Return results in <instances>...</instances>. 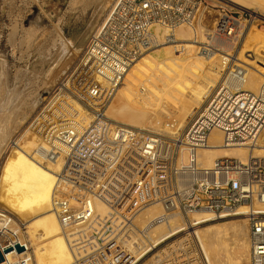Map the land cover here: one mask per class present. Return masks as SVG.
<instances>
[{
    "label": "built area",
    "instance_id": "2783aa9c",
    "mask_svg": "<svg viewBox=\"0 0 264 264\" xmlns=\"http://www.w3.org/2000/svg\"><path fill=\"white\" fill-rule=\"evenodd\" d=\"M210 10L205 0H116L66 85L92 120L85 126L63 123L58 101L50 98L29 124L39 142L37 158L61 165L52 209L78 264H139L144 257L130 246L141 234L135 219L153 204L165 209L159 219L204 211L216 220L242 215L239 208L246 204L250 264H264V156L223 157L210 166L199 161L200 151L213 147L215 129L223 133V147L258 144L264 131V72L258 90L245 88L252 64L225 53L219 82L180 132L171 121L172 132L153 131L118 123L106 113L128 69L147 51L177 43V27L201 24L206 38L196 40L206 54L220 51L211 41L215 37L242 38V20L225 9L207 27ZM20 143L14 139L9 146ZM183 150L188 161L180 165ZM186 174L192 180L183 186L179 178ZM96 203L106 212L99 213ZM19 230L0 207L1 264H31L30 249L17 239ZM17 244L24 250L6 258L4 251L17 252ZM190 264H211L199 243Z\"/></svg>",
    "mask_w": 264,
    "mask_h": 264
},
{
    "label": "bare ground",
    "instance_id": "6f19581e",
    "mask_svg": "<svg viewBox=\"0 0 264 264\" xmlns=\"http://www.w3.org/2000/svg\"><path fill=\"white\" fill-rule=\"evenodd\" d=\"M224 1L226 3L231 2L232 5L242 10H253L258 17L264 18V0ZM187 34L191 36L194 42H197L196 39L199 37L200 39L206 38L201 24L198 25V28L193 29L184 25L175 29L177 42ZM211 41L222 51L230 52V54L232 53L231 50L236 47V38L234 37L218 36ZM247 44H250V47ZM242 45V49L240 47V50L233 51V55L253 66L243 87L258 90L262 82L261 73L264 72V32L254 29L249 31L245 43ZM197 47L185 42L176 45L162 44L136 61L128 69L122 84L117 88L113 102L111 101L109 110L106 112L107 115L110 117L112 113L121 112L127 120L140 124V127L153 131L172 132L168 126L161 128L163 119L167 118L168 121L174 122V132H180L184 129L195 109L199 107L216 85L223 69L224 55L216 52L206 54ZM56 77L54 75L50 78L53 84L58 80ZM70 80L71 74L64 77L51 102L58 101L62 109L58 116L63 123H77L80 126H85L92 120V115L77 100L64 92V88ZM171 81L173 83L169 85ZM51 82L47 83L51 84ZM5 88L3 81L0 85V100L4 99V101H0V108L2 106L3 109L10 105L7 102L10 98L3 94L6 91ZM178 93L182 95V98L177 99ZM124 101H127L129 106L136 105L138 110L123 109ZM35 105L36 99L34 97L32 101H28L21 109L19 108L18 115L15 111V117L11 114L5 116L3 115L5 110L4 112L1 110L0 207L10 213L22 214L27 217L24 220L25 217L22 216L29 240H25V237L22 236L25 232L21 234V230L17 231V239L27 244L30 249L31 264H78L72 255L60 222L52 209L53 190L57 182L56 172L60 170L61 165L55 162L44 164L37 158L34 152L39 142L31 131L25 132V139L21 141L17 149L8 150L10 151L9 154L5 151L4 155L1 156L5 137L9 134L12 126L14 123L17 126L26 124L31 118ZM145 120H149L151 125L143 124ZM135 127H139V125ZM17 138L14 139L17 140ZM263 141L260 140L253 147H223V133L215 129L210 133V142L213 147L201 150L199 161L204 166H210L216 159L223 157H238L247 160L250 156H264ZM187 161L188 152L183 150L179 156V164H186ZM191 180V176L187 174L179 178L183 186L188 185ZM160 205H150L140 212V219L143 221L148 219V224L142 231L148 243L145 247L138 249L135 243L131 246L139 257H145L161 242L179 232L186 231L188 232L186 233L188 241L178 245L176 248V250L179 249L178 255L170 257V254H177L178 251L170 250L167 253L164 250L161 254L154 256L156 258L155 264L192 263L195 258L196 243L202 246L211 264H250L247 218L238 221H219L211 227L208 224L216 221V219L213 214L204 211L189 213L188 220L179 212L168 213L164 218L159 219L165 214L164 207L162 206V209ZM96 207L99 213L106 212V207L103 204L96 203ZM247 211V205L242 204L239 213L243 215ZM153 234L159 235L153 238ZM190 243H194L193 248H188ZM186 246L187 250L184 249ZM15 255H20V253L11 250L6 253V258H12Z\"/></svg>",
    "mask_w": 264,
    "mask_h": 264
},
{
    "label": "rangeland",
    "instance_id": "374dc122",
    "mask_svg": "<svg viewBox=\"0 0 264 264\" xmlns=\"http://www.w3.org/2000/svg\"><path fill=\"white\" fill-rule=\"evenodd\" d=\"M205 1L211 7L208 14L207 27L213 25V21L222 9L232 12L233 15L242 20V23L244 24L243 36L240 40H236V47L231 50V54L237 49L240 50V47L242 49V44L245 43L249 31L254 29L264 32V18L258 17L253 10H242L235 5H232L231 2L227 1L228 3H226V1L223 2V0ZM115 2L116 0H0V85L4 81L6 91L3 92V94L11 99H8L7 102H9L10 105L6 109H3L1 106L0 113L1 110L2 112L5 110L3 115L8 116L11 114L15 117V111L16 115H18L17 111L19 108L21 109L28 101H32L34 97L36 99L35 109L31 114L29 121L23 126H17L14 123L9 134L5 137L1 156L4 155L5 151L9 154L10 151L8 150L18 148V146H9L14 138L21 137L22 134V138H17V140L20 139L19 142H21L25 139V132H30L29 124L32 119L37 112L47 104L48 100L56 94L64 77L69 74L72 75L76 70V67L80 63L83 51L92 34L104 22ZM196 28H198V26ZM186 36H183L182 40L177 43H172V45L185 42L194 44L199 48V44L194 42L189 34ZM198 40L203 41L205 39H200L199 37ZM214 45L217 46L215 43ZM249 45L250 44H247L248 47H250ZM154 49L155 48L147 51L144 55ZM216 53L225 55L226 52L220 49V51ZM54 75H56V78L58 79L54 82L55 84L51 82L52 79L50 80ZM220 78L221 75L217 79V82H219ZM47 82H51V84ZM172 83V81L169 82V85ZM68 85H70V82ZM64 92L77 100L85 108L76 97L70 94L66 87L64 88ZM179 93L176 96L177 99L182 98V95H179ZM114 97L115 94L111 100L112 102ZM2 100L4 101V99H1L0 101ZM111 101L109 106L111 105ZM57 105V103L54 104V106ZM17 106L19 107L16 109ZM136 107V105H127V101L123 102V109L138 110ZM108 108L107 111L109 110ZM110 117L118 123L131 126L139 125L140 127V124L127 120L121 112L112 113ZM164 119L161 128L167 126L168 120L167 118ZM143 124L151 125L149 120H145ZM260 140H264V131ZM160 206L163 209L162 205ZM8 213L13 217L15 224L21 226V234L25 232L22 234V236L25 237V240H29L26 229L24 228V220H26L27 217L22 214L16 215L10 212ZM140 215V213L137 215L135 222L139 228H141V234L138 235L136 241L130 243V246H133L134 243L137 244V249L145 247L148 243L142 233L145 226L148 224V219L143 221L140 219ZM189 215H184V218L188 220L190 217ZM22 216H24L25 219ZM244 218H246L245 215H239L226 219H219L218 221L216 220L208 224V226L212 227L214 223L219 221H238ZM186 233L188 232H179L161 242L156 248L148 252L147 255L140 260L139 264H155L156 261L154 260H156V258L154 256L161 254L164 250H166L167 253L170 250L178 251L179 249L176 250L178 245L182 242L186 243L188 241ZM158 235L159 234H153L152 237L156 238ZM193 244L190 246L187 245L189 246L188 248L192 247ZM187 246L184 248L185 250H187ZM178 253L179 251L177 254H170V257L176 256Z\"/></svg>",
    "mask_w": 264,
    "mask_h": 264
},
{
    "label": "water",
    "instance_id": "95a60500",
    "mask_svg": "<svg viewBox=\"0 0 264 264\" xmlns=\"http://www.w3.org/2000/svg\"><path fill=\"white\" fill-rule=\"evenodd\" d=\"M15 249L18 251V252H21V251H23L24 250V247L23 246H21L20 244H17L16 246H15ZM11 250H13V248L11 247V248H8V249H6L4 252L5 253H7V252H9V251H11ZM4 260V254H3V252L2 251H0V262H2Z\"/></svg>",
    "mask_w": 264,
    "mask_h": 264
}]
</instances>
